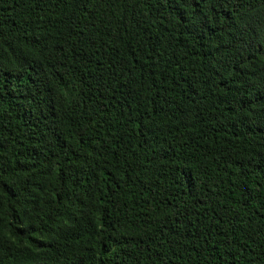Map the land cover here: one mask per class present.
Here are the masks:
<instances>
[{"label": "trees", "instance_id": "trees-1", "mask_svg": "<svg viewBox=\"0 0 264 264\" xmlns=\"http://www.w3.org/2000/svg\"><path fill=\"white\" fill-rule=\"evenodd\" d=\"M0 264H264V0H0Z\"/></svg>", "mask_w": 264, "mask_h": 264}]
</instances>
